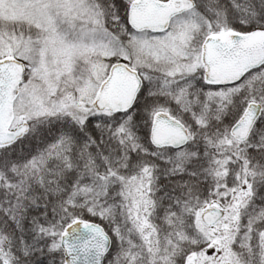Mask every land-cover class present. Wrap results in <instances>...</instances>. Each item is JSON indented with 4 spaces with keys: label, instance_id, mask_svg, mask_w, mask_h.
I'll return each instance as SVG.
<instances>
[{
    "label": "snow or ice",
    "instance_id": "6c2138e0",
    "mask_svg": "<svg viewBox=\"0 0 264 264\" xmlns=\"http://www.w3.org/2000/svg\"><path fill=\"white\" fill-rule=\"evenodd\" d=\"M0 264H264V0H0Z\"/></svg>",
    "mask_w": 264,
    "mask_h": 264
}]
</instances>
